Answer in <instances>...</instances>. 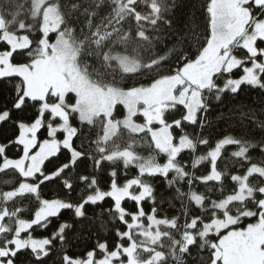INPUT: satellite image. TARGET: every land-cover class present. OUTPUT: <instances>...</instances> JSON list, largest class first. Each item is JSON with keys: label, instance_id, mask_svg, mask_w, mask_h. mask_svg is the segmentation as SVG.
<instances>
[{"label": "snow or ice", "instance_id": "snow-or-ice-1", "mask_svg": "<svg viewBox=\"0 0 264 264\" xmlns=\"http://www.w3.org/2000/svg\"><path fill=\"white\" fill-rule=\"evenodd\" d=\"M178 7L0 0V79L13 91L0 123L14 128L0 141V264H17L22 253L43 264L54 249L60 264H264V135L213 132L206 115L247 87L261 96L241 117L264 134V0H203L202 25L195 15L180 22ZM26 110L31 117L13 118ZM226 146L236 172L220 167ZM57 184L63 196L45 194ZM176 200V215L161 214ZM243 218L254 222L242 226ZM53 220L50 235H34ZM80 220L98 228L96 243L70 254ZM108 232L111 243L100 239Z\"/></svg>", "mask_w": 264, "mask_h": 264}, {"label": "trees", "instance_id": "trees-1", "mask_svg": "<svg viewBox=\"0 0 264 264\" xmlns=\"http://www.w3.org/2000/svg\"><path fill=\"white\" fill-rule=\"evenodd\" d=\"M23 0H21V3ZM179 7L177 8V16L180 22H183L184 20L190 18L192 15H195L197 17L198 22L202 25L203 24V16L201 15L200 12V5L203 2V0H177ZM238 55H243L244 50H238L237 51ZM13 94L11 84L8 80L6 79H0V105H3L5 103L8 104V106H11V96ZM261 93L254 91V90H248L247 87H245V91L242 92L236 99L232 100L229 99L228 97H225L224 103L221 104H213L212 111H209L207 115V119L213 122L214 127L211 129V131L215 132L219 130L221 133H223L225 130L228 132H235V133H241L242 131H247L250 136H252L255 139H259L262 135L261 132L259 131H252V124L248 122L246 119H242L241 117V112H247L248 108L250 107H258L259 105H254L253 101L254 98L260 97ZM241 105H246L247 107L240 108ZM240 108L238 111L237 109ZM23 115L25 118H29L32 116L31 110H26L24 113H19V112H14L13 113V118L17 116ZM221 115H223L225 118L224 119H218ZM172 118H179V113H173L172 115L169 116V119L171 120ZM245 125L247 127L245 128ZM14 128L11 123V121L7 123H0V141H4L5 138H11L13 134ZM188 132H192L193 130L191 128L186 129ZM206 131H208L206 129ZM227 151L224 152V160L220 162V167L223 169L227 167V169L230 172H236L237 169L240 167L239 163H235L232 160L229 159V153H231L234 148L232 146H226ZM206 149L203 147L200 148V150L196 153V155H200L203 152H205ZM143 155H147V150H144L142 152ZM250 155L255 159V160H260L262 159L261 153L259 152L258 149L255 150H250ZM182 160L186 162H190V154L186 150L185 153L182 156ZM49 168L52 167V165H48ZM199 167V166H198ZM246 167V165H245ZM80 172L82 173H87V169L81 166L79 169ZM204 169L200 168V170L197 172V175H199L201 172H203ZM131 175L135 174V170L133 169L130 173ZM74 179V178H73ZM101 185H105L109 182V177L105 173L100 177ZM253 182H256L255 180ZM155 184L157 185L156 191L157 193L161 192L164 190L165 185L162 180V178H158L155 181ZM225 185L228 187V189H231V182L230 179L225 180ZM210 187L212 186L211 184L209 185ZM81 185H77L76 190L72 193L73 198L77 196V194L80 191ZM186 187V186H185ZM197 187L200 189V191H205V187L203 185H197ZM216 188L219 187V185H215ZM44 192L48 196H53V195H64V192L60 190L58 184L57 185H45ZM210 197L212 199H216L219 196V193L216 191H213L212 193H209ZM28 202L25 201V204ZM175 203V208H170L167 203H165L162 206V212H167L169 216L176 215L177 214V209L180 207V201L176 200L174 201ZM107 206V205H105ZM144 208L146 211H150L151 207V201H147L144 203ZM126 207H128L130 210L134 209V202H128L126 204ZM198 214V210H197ZM71 215L70 212L64 211L63 216L61 219H66ZM254 222L253 218H243L241 221L242 226H246L248 223ZM80 225H83L82 228H77L73 232L69 233V245L68 247L71 248L70 254H76V255H82L85 250L91 249L95 243L97 236L93 235L92 232L98 231L97 227H94L92 229V232L89 231L90 227V221L88 220H80L79 221ZM57 227V222L53 220L52 224L48 227V229L45 231L44 229L37 230L34 235L37 237H40L42 235H50L52 231L55 230ZM109 227H114L110 225ZM79 232V236L76 235V232ZM91 237V238H89ZM107 239L109 243H111L114 239V232H108L105 235H101L100 239ZM62 255V253L56 251L55 249L50 253V255L43 261V264H60L59 257ZM17 264H31L30 259L26 253H22L18 258H17ZM191 264V262H190Z\"/></svg>", "mask_w": 264, "mask_h": 264}]
</instances>
